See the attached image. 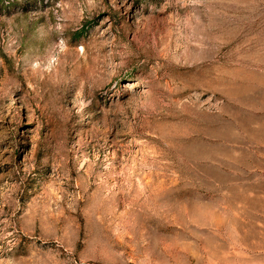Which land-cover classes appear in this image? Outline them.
Here are the masks:
<instances>
[{
	"label": "rangeland",
	"instance_id": "374dc122",
	"mask_svg": "<svg viewBox=\"0 0 264 264\" xmlns=\"http://www.w3.org/2000/svg\"><path fill=\"white\" fill-rule=\"evenodd\" d=\"M264 0H0V264H264Z\"/></svg>",
	"mask_w": 264,
	"mask_h": 264
},
{
	"label": "crops",
	"instance_id": "0c3cea01",
	"mask_svg": "<svg viewBox=\"0 0 264 264\" xmlns=\"http://www.w3.org/2000/svg\"><path fill=\"white\" fill-rule=\"evenodd\" d=\"M235 173L243 190H264V166H241Z\"/></svg>",
	"mask_w": 264,
	"mask_h": 264
}]
</instances>
